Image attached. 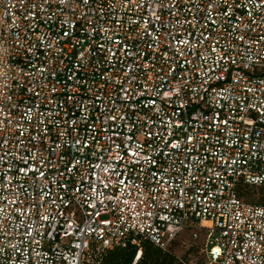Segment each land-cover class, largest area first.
<instances>
[{"label": "built area", "instance_id": "1", "mask_svg": "<svg viewBox=\"0 0 264 264\" xmlns=\"http://www.w3.org/2000/svg\"><path fill=\"white\" fill-rule=\"evenodd\" d=\"M264 0H0V264H100L185 232L264 264Z\"/></svg>", "mask_w": 264, "mask_h": 264}, {"label": "trees", "instance_id": "2", "mask_svg": "<svg viewBox=\"0 0 264 264\" xmlns=\"http://www.w3.org/2000/svg\"><path fill=\"white\" fill-rule=\"evenodd\" d=\"M249 190L248 186L239 189V196L243 197L244 192ZM141 256L136 263L134 259L138 247L130 244L125 247H117L103 254L100 264H187V259H178L170 251H163L151 241L141 240L139 243Z\"/></svg>", "mask_w": 264, "mask_h": 264}, {"label": "rangeland", "instance_id": "3", "mask_svg": "<svg viewBox=\"0 0 264 264\" xmlns=\"http://www.w3.org/2000/svg\"><path fill=\"white\" fill-rule=\"evenodd\" d=\"M241 198L247 203L264 207V187L249 188ZM190 236L191 234L189 232L183 233L175 242L170 252L178 259H187V264H201L204 258L201 251L203 240L200 239L198 242H191Z\"/></svg>", "mask_w": 264, "mask_h": 264}]
</instances>
